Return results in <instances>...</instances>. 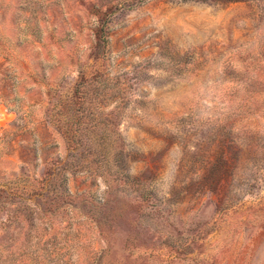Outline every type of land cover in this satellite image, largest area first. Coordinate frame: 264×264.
Wrapping results in <instances>:
<instances>
[{"label":"rangeland","instance_id":"374dc122","mask_svg":"<svg viewBox=\"0 0 264 264\" xmlns=\"http://www.w3.org/2000/svg\"><path fill=\"white\" fill-rule=\"evenodd\" d=\"M66 244L264 264V0H0V264Z\"/></svg>","mask_w":264,"mask_h":264},{"label":"trees","instance_id":"16d2710c","mask_svg":"<svg viewBox=\"0 0 264 264\" xmlns=\"http://www.w3.org/2000/svg\"><path fill=\"white\" fill-rule=\"evenodd\" d=\"M22 193L24 191H21ZM64 248V249H63ZM69 247L67 244L64 247L59 246L57 251L54 253L47 254H21L13 256L11 261L9 260V264H68L70 262L69 258H66L67 251ZM56 254V255H54ZM24 255H28V257L24 258ZM3 256H0V258ZM22 257V258H21ZM4 259V258H3ZM7 260V259H4ZM77 260L73 259L70 264H75Z\"/></svg>","mask_w":264,"mask_h":264}]
</instances>
